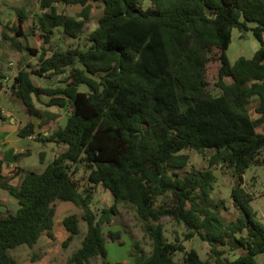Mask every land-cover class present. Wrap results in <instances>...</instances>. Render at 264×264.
<instances>
[{"label":"trees","instance_id":"trees-1","mask_svg":"<svg viewBox=\"0 0 264 264\" xmlns=\"http://www.w3.org/2000/svg\"><path fill=\"white\" fill-rule=\"evenodd\" d=\"M93 2L101 4L96 27L85 33ZM55 3L81 5L77 15L58 11ZM41 11L34 20L42 37L36 68L20 67L10 84L27 114L42 119L35 100L47 97L46 106L68 109L64 125L42 135L28 120L18 130L21 137L54 141L66 148L42 171L17 167L10 175L1 170L0 188L17 202L14 210L0 214V264H19L12 252L22 245L33 249L29 259L39 260L37 241L45 235L55 240L57 200L71 201L80 212L61 219L68 235L63 247L86 230L80 246L66 264L110 263L106 241L122 243L121 230L109 229L126 202L134 206L151 241L148 252L135 240L132 264H209L183 241L198 236L209 245L215 264H258L264 252V223L257 218L253 194L243 184L248 167L264 163V0H39ZM27 15L18 12L19 24ZM260 42L249 58L233 63L226 55L231 30L248 29ZM64 36L85 39L82 47L50 49L55 29ZM16 35L19 28H12ZM15 38H12V44ZM216 62L212 88L206 68ZM214 65V64H212ZM51 78L65 74L57 86H40L31 75ZM81 84L87 90H79ZM254 101V111L249 104ZM0 118H4L0 106ZM44 124L40 122V127ZM211 150L208 167L187 169L190 154ZM22 153L15 154L18 158ZM43 151L39 152L42 161ZM214 166L235 177L230 197L239 211L223 221L212 197ZM87 172L90 187L100 185L113 202L95 212L92 190L80 188L73 174ZM19 175L17 183L10 179ZM183 223L186 230L169 241L161 218ZM229 250H242L236 257ZM37 249V250H36ZM176 253H181L179 260Z\"/></svg>","mask_w":264,"mask_h":264},{"label":"rangeland","instance_id":"rangeland-1","mask_svg":"<svg viewBox=\"0 0 264 264\" xmlns=\"http://www.w3.org/2000/svg\"><path fill=\"white\" fill-rule=\"evenodd\" d=\"M0 2L3 5L2 9L0 10V49L4 54H8L6 64L0 61V64H3L4 67L3 71H15V68L18 67L20 62L23 65H28V68L37 67V64L39 62V55H35L36 57H33V53L29 52L27 49L25 50V43L28 42V44L33 48H35L36 50H40L42 37L39 33V27L34 20V18H36V16L43 10L39 4V0H0ZM56 7L59 10H63L71 15H77L81 10V5L66 6L60 3ZM20 8L25 9L28 18H26V22L29 21L28 23H26V26L29 30L26 38H24L23 36L15 35L13 30L9 28L10 25H8L12 22V20L14 22L17 21V11ZM100 12L101 4L93 2L89 17L86 20L84 26L85 33L96 27ZM247 25L248 29L243 31L237 28H233L231 30V41L226 50V55L228 56L231 63H233L239 56H244L247 58L251 57L256 49L260 47V42L256 39L251 29V27L255 25V23L248 22ZM13 37L16 38L13 42L15 44H12ZM85 42L86 41L83 36L74 39L69 38L62 34L60 28H56L48 49L67 47L69 45L82 47L84 46ZM23 50L25 52L22 55ZM29 58L31 59L27 63V60ZM215 65L216 62H212L206 68V79L210 88H212V82L215 78ZM2 74L6 75V73ZM33 77L36 82H40L42 83V85L54 87L61 83V80L64 76L60 77L59 75H56L51 78H46L40 77L38 75H33ZM78 89L85 91L88 88L85 84H81L79 85ZM10 96L12 98L9 100V102L12 103L13 101H16L18 102V104L24 106L22 101L16 96ZM47 99V97L41 98V104L43 105V107H47L44 104ZM255 99L256 97H253L249 104L250 113L253 117L258 116L253 108ZM60 114L61 113H59L58 115ZM34 119L35 121L38 120L37 118ZM58 125L59 120L56 118V121L49 129V132L54 130ZM45 129L46 127H43V130H41V132ZM258 129L264 132V123L259 125ZM45 143L48 142L32 141V143H30L28 146L30 148V153L23 156L22 164L27 165L31 170L38 172L41 171L42 165L41 161L39 160L38 152L41 151V149L46 148L47 157H49L59 150V146L57 144L42 146ZM184 151L190 154V160L187 169H189L190 167H195L198 169H205L208 167L207 158L212 152L211 150H205L202 153H199L193 149H186ZM261 157L264 158V149L261 151ZM212 169L216 176L215 182L213 184L212 197L215 202H219L222 199L224 200L223 204L219 208L221 219L223 221L234 219L237 215H239V211L232 205V200L230 197V191L235 183V177L231 175L230 170H222L219 168V166H214ZM73 177L77 180L81 189L90 187V184L87 181V172L84 171L82 167H79L77 169V171L73 174ZM13 182L16 183L17 180H14ZM243 184L246 189L253 194L254 197L251 201V204L257 212V218L264 223V163L259 165L253 164L248 167L243 176ZM90 188L93 195L90 207L95 212L99 213L102 207L108 206L113 202V195L108 189H104L100 185L92 186ZM1 194L0 214L5 212L6 210H15L17 208L16 201L11 199L5 193L3 194L1 192ZM56 204V220L54 222V233L56 238L55 240H49V238H47L46 236L40 238L36 246L40 248L38 249V252L44 251L45 253L44 255H42V259L40 258V260H38L37 264H66L67 258L70 256V254L80 246L81 238L86 230L85 222H81L79 234L74 237V239L68 244V246L63 247L61 245V242L63 239H65V228L61 223L62 216H59H65L70 213H77L81 210L71 201L57 200ZM161 222L164 225V234L169 241H172L176 234L181 236L182 232L186 230L183 223H178L168 216L162 217ZM103 229L105 233L109 229H117L121 230L122 232L123 241L121 244H119L117 241H106L107 256L105 259L110 263L118 262L119 264H132L133 257L131 256L130 252L132 249V243L135 240H138L146 251L149 252L151 250V241L143 231L142 221L137 216L134 206L129 203H119L118 213L114 215L113 220L110 224H104ZM183 243L186 248H195L198 251L200 257L204 260H207L209 264H215L214 259L210 257L208 243L202 241L198 236H194L189 240H184ZM224 248L226 249L225 256L229 259H233L242 252V250L240 249L229 250L227 246H225ZM32 251L33 249H31L30 247L22 245L18 249L14 250L12 252V255L17 259L19 264H36L35 262H31L29 259ZM46 253L48 254L46 255ZM180 257L181 253L175 254V258L177 260H179ZM256 259L258 264H264V252L258 254ZM100 263L101 258L94 257L92 259V264Z\"/></svg>","mask_w":264,"mask_h":264},{"label":"crops","instance_id":"crops-1","mask_svg":"<svg viewBox=\"0 0 264 264\" xmlns=\"http://www.w3.org/2000/svg\"><path fill=\"white\" fill-rule=\"evenodd\" d=\"M58 4H60V3H55V6H57ZM68 6H73V5H68ZM2 7H3V5L0 2V10L2 9ZM57 10L63 11V10H59L58 8H57ZM21 11H24L26 14L25 9L20 8L17 11V21L14 22L12 20V22L9 23L8 25H10V27H9L10 29L19 28V32H21V34H19V36H23L24 38H26L28 31H29L28 27L26 26V23H28L29 21L26 22V19H25L24 23L19 24L18 12H21ZM65 13H67V12H65ZM69 15H71V14H69ZM13 32L15 33L14 30H13ZM25 45H29L28 42H26ZM45 46L48 48L49 44H46ZM30 47H32V46H30ZM25 50H26V48H25ZM24 52L25 51L23 50L22 55L24 54ZM50 52H51V50L48 49L47 53H50ZM35 55H39V52L34 54L33 57H36ZM7 56H8V54L7 53L4 54L3 51H1V49H0V61L2 63L6 64ZM30 59L31 58H29L27 60V63H28V61H30ZM20 67L28 68V65L27 66L23 65L20 62L18 67L15 68V71L4 72L3 71V69H4L3 64L2 65L0 64V76H4V74H2V73H6V75L9 77V83L8 84L6 83V85L4 87H0V106L2 108V112H3V116H4V118H2V119L0 118V161H1V170L6 175H10V173L13 170H15L17 167L30 169L27 165L22 164V162H23L22 158L24 155L30 153V148L28 146L30 143H32V141L42 142V141H39L37 139L35 140L34 135L25 136V137L19 136L18 130L21 126H23L28 120H31L34 124L35 132H40L41 130H43V127H46V129L44 131H42V135L45 136L48 133H50L49 129L52 127L53 123L56 121V118L59 120V125H64L66 118L68 116V109L67 108H61V107L54 106V105L43 107V105L41 104V99L35 100V106L43 112V115H42L43 120L27 114L25 107L22 106L21 104H18V102H16V101H13L12 103L9 102V100L12 98L10 95L14 96L11 92L10 87H9L10 81L12 82L13 77L16 75V73L20 69ZM28 69H30V68H28ZM33 75H35V74H32L31 78L35 84L40 85V86H45V85H42V83H40V82H36L34 80ZM36 101H38V102H36ZM59 113H61V114L58 115ZM34 118H37L38 120L35 121ZM41 121H43L42 123L44 124L42 127L39 126ZM258 130L261 131L260 129H258ZM47 142L48 143H45L42 146H44V145L50 146L52 144H54V145L57 144L54 141H47ZM49 143H51V144H49ZM57 145L59 146V150L55 154H52L49 157H47L46 148L41 149V151H43V157H42V161H41V165H42L41 171L44 169L45 165L49 161H51L59 152L63 151L66 148L65 144L60 143ZM39 152H38V154H39ZM17 153H22V155H20L18 158H15V154H17ZM14 180H17V182H18L19 175H14L13 177H11L10 182L14 183L13 182ZM1 192L3 194L4 193L7 194L11 199H13L15 201L14 198H12L7 192H5L4 190H2L0 188V194H1ZM0 203H1V200H0ZM17 207H18V205H17ZM12 211H14V210H12ZM63 216L64 215H60L59 217L63 218ZM57 219H59V218H57ZM55 220H56V213H55ZM64 235H65V238L68 235V232L66 230H64ZM43 236H45V235H43ZM43 236H41V237H43ZM40 238L38 239V241L40 240ZM49 240H51V239L49 238ZM38 241H37V243H38ZM47 254L48 253H46V255ZM31 262H35L37 264L38 260L37 261H31Z\"/></svg>","mask_w":264,"mask_h":264},{"label":"built area","instance_id":"built-area-1","mask_svg":"<svg viewBox=\"0 0 264 264\" xmlns=\"http://www.w3.org/2000/svg\"><path fill=\"white\" fill-rule=\"evenodd\" d=\"M60 77L65 76V74L59 75ZM6 83H9V77L7 75L0 76V87H4ZM11 84V82H10ZM10 86V85H9Z\"/></svg>","mask_w":264,"mask_h":264}]
</instances>
